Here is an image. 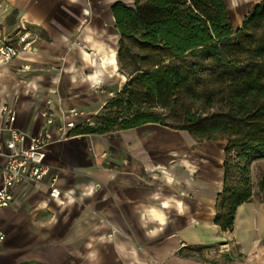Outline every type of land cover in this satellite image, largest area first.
<instances>
[{"label":"crops","instance_id":"1","mask_svg":"<svg viewBox=\"0 0 264 264\" xmlns=\"http://www.w3.org/2000/svg\"><path fill=\"white\" fill-rule=\"evenodd\" d=\"M117 1L0 0V44L35 38V51L0 56V103L18 107L21 129L37 133L49 109L58 136L61 110L84 124L121 89ZM224 159V142L159 123L55 141L50 175L14 186L0 209V264H264V158L227 231L215 223Z\"/></svg>","mask_w":264,"mask_h":264},{"label":"trees","instance_id":"2","mask_svg":"<svg viewBox=\"0 0 264 264\" xmlns=\"http://www.w3.org/2000/svg\"><path fill=\"white\" fill-rule=\"evenodd\" d=\"M112 10L127 80L74 131L159 123L224 142L215 223L232 230L237 206L253 196L251 163L264 158V0L237 28L227 0H119Z\"/></svg>","mask_w":264,"mask_h":264},{"label":"built area","instance_id":"3","mask_svg":"<svg viewBox=\"0 0 264 264\" xmlns=\"http://www.w3.org/2000/svg\"><path fill=\"white\" fill-rule=\"evenodd\" d=\"M35 38L29 32L19 35L18 43L4 41L0 44V56L9 61L22 52H33ZM85 47V45H82ZM26 91L34 88L31 80H22ZM51 102V100H49ZM62 123L58 126V136H54L51 125L55 113L45 109L42 112L44 123L35 134L21 129L17 124L18 107L13 104L0 103V209L13 202V188L23 182L44 180L52 168L47 161L51 145L55 141L66 140L78 135L74 128L78 125L76 118L82 113L78 108L61 110ZM86 122L91 123V118ZM51 177V194L58 197L61 190ZM6 239V233L0 229V245Z\"/></svg>","mask_w":264,"mask_h":264},{"label":"rangeland","instance_id":"4","mask_svg":"<svg viewBox=\"0 0 264 264\" xmlns=\"http://www.w3.org/2000/svg\"><path fill=\"white\" fill-rule=\"evenodd\" d=\"M127 5H132L133 0H122ZM260 0H227L228 7L230 10L231 21L234 28H237L241 25L245 14L249 11V8L253 4L259 2ZM119 38L117 40V50L119 47ZM221 142V141H220ZM221 145L222 143H218Z\"/></svg>","mask_w":264,"mask_h":264},{"label":"clouds","instance_id":"5","mask_svg":"<svg viewBox=\"0 0 264 264\" xmlns=\"http://www.w3.org/2000/svg\"><path fill=\"white\" fill-rule=\"evenodd\" d=\"M161 223H163V220H161Z\"/></svg>","mask_w":264,"mask_h":264},{"label":"water","instance_id":"6","mask_svg":"<svg viewBox=\"0 0 264 264\" xmlns=\"http://www.w3.org/2000/svg\"><path fill=\"white\" fill-rule=\"evenodd\" d=\"M250 10V9H249ZM247 14V13H246Z\"/></svg>","mask_w":264,"mask_h":264}]
</instances>
